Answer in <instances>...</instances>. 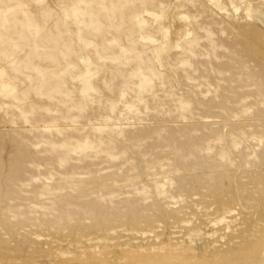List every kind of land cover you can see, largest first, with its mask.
<instances>
[{
    "label": "rangeland",
    "instance_id": "obj_1",
    "mask_svg": "<svg viewBox=\"0 0 264 264\" xmlns=\"http://www.w3.org/2000/svg\"><path fill=\"white\" fill-rule=\"evenodd\" d=\"M0 264H264V0H0Z\"/></svg>",
    "mask_w": 264,
    "mask_h": 264
}]
</instances>
